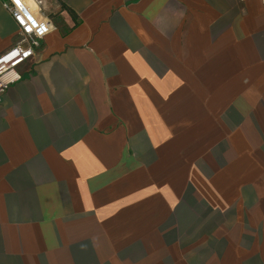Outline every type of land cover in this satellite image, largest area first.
<instances>
[{
  "label": "crops",
  "instance_id": "obj_1",
  "mask_svg": "<svg viewBox=\"0 0 264 264\" xmlns=\"http://www.w3.org/2000/svg\"><path fill=\"white\" fill-rule=\"evenodd\" d=\"M44 8L0 99V264H264L259 0Z\"/></svg>",
  "mask_w": 264,
  "mask_h": 264
},
{
  "label": "built area",
  "instance_id": "obj_2",
  "mask_svg": "<svg viewBox=\"0 0 264 264\" xmlns=\"http://www.w3.org/2000/svg\"><path fill=\"white\" fill-rule=\"evenodd\" d=\"M46 0H0L16 28V43L0 54V99L21 79L20 68L29 62L55 25L44 11ZM245 3L247 0H237ZM264 7V0H259Z\"/></svg>",
  "mask_w": 264,
  "mask_h": 264
},
{
  "label": "rangeland",
  "instance_id": "obj_3",
  "mask_svg": "<svg viewBox=\"0 0 264 264\" xmlns=\"http://www.w3.org/2000/svg\"><path fill=\"white\" fill-rule=\"evenodd\" d=\"M44 10L46 11V9L44 8ZM49 11V10H48ZM47 11V12H48ZM50 12H53V11H49L48 13L51 15V17L54 19V21L56 22L60 17L57 13H50Z\"/></svg>",
  "mask_w": 264,
  "mask_h": 264
},
{
  "label": "trees",
  "instance_id": "obj_4",
  "mask_svg": "<svg viewBox=\"0 0 264 264\" xmlns=\"http://www.w3.org/2000/svg\"><path fill=\"white\" fill-rule=\"evenodd\" d=\"M62 8L63 9H66L67 12L70 14V16H73L74 15L73 12L71 10L67 9L64 5H62Z\"/></svg>",
  "mask_w": 264,
  "mask_h": 264
}]
</instances>
